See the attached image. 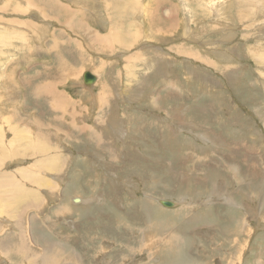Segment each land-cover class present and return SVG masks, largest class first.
I'll list each match as a JSON object with an SVG mask.
<instances>
[{"label": "rangeland", "instance_id": "rangeland-1", "mask_svg": "<svg viewBox=\"0 0 264 264\" xmlns=\"http://www.w3.org/2000/svg\"><path fill=\"white\" fill-rule=\"evenodd\" d=\"M58 1L61 6L53 19L54 12L49 13L44 0H0V179H8L0 180V245L6 231L17 235L13 225L17 221L27 236L24 241L36 255L30 258L35 259L33 264H41V257L55 247L60 250L58 256L75 258L58 264H264V58L261 64L256 61L258 46L264 45V8H260L264 0H254L242 15L237 0ZM113 1L117 6L122 3L121 8H114ZM155 5L159 13L147 17L145 7L153 10ZM64 6L76 9L72 18L79 22H100L97 34L104 37V43L108 47L116 44L112 51L126 52L117 56L116 62L134 61L136 56L138 64L123 65L132 85L129 93L142 84L143 70L168 77L173 69L179 75V96L189 100L195 93L197 132L206 130V134L198 141L180 133L183 151L177 152L170 129L140 128L141 119L133 126L136 129L130 128L131 137L124 147L121 138L116 146L107 145L114 150L115 160L104 163L111 166L98 167L92 156L108 157L107 151L83 144L79 126L86 123L87 139L104 140L93 128L97 126L90 125L94 120L92 89L99 83L89 90L81 76L97 60L100 66L110 64L102 58H111L107 56L113 53L90 54L96 51L90 28L66 25L71 14L61 17ZM115 9L123 11L119 17L125 16L126 23L119 22ZM134 18L142 21L135 30ZM57 19L70 27L62 29L64 35L55 31ZM66 35L68 50L78 46L80 57L93 62L88 66L78 57L75 60V68L86 67L78 78L85 90L76 82H65V67L70 68L66 47H62ZM35 69L46 71L47 78L64 90L68 109L78 107L80 115L66 112V100L62 101L59 121L65 127H60L50 112L36 118L39 122L33 119L38 110L29 102L27 90L38 83ZM69 77L70 73L66 79ZM186 85L194 92L189 93ZM102 90L112 96L105 85ZM44 140V155L52 148L54 155L66 161L59 173L43 172L40 169L45 167L32 164L39 158L37 146ZM29 171L35 180L26 178ZM158 199L176 204L165 207ZM12 208L19 213L13 214ZM49 213L53 219L41 218ZM16 243L11 241L12 248ZM98 250L103 253L95 254ZM7 252L0 249V255ZM16 260L24 262L20 257Z\"/></svg>", "mask_w": 264, "mask_h": 264}, {"label": "crops", "instance_id": "crops-1", "mask_svg": "<svg viewBox=\"0 0 264 264\" xmlns=\"http://www.w3.org/2000/svg\"><path fill=\"white\" fill-rule=\"evenodd\" d=\"M74 2H79V1H74ZM75 10L76 9H73L72 11H75ZM84 12H87V11H84ZM124 18L125 16L119 17V22L126 23L124 21ZM106 19H107V24L112 25V22L110 21V19L108 17H106ZM131 19H132V16H131ZM134 20H135L134 22V30H135V28L139 26L142 21L140 20V18H134ZM57 22L59 26L55 28V31L57 33H61V35H64L65 30H62V29L66 28V30L68 31L69 30L68 27H66L65 23L63 21H60L59 19H57ZM99 24L100 22L88 21L84 19L79 29L82 30L85 28H90V31H89L90 38H91L90 41H91L92 47L94 48V50H96L90 54L96 55V52L106 53V54L113 53L111 54V56H107L111 58H105V57L102 58L103 60H105L107 63H110V64L100 66L99 65L100 61L98 60L93 63L92 61H88L87 59L81 58L78 46H74L73 50H68V44H67V42H69L68 35H66V38H67L66 43L62 44V47H64V49L66 47L65 52H66V57L68 60L66 65L70 67V68L65 67L67 71V75H65V82L66 83L68 81L70 83L76 82L81 87V83H80V80H78V78L80 76L82 69L86 67L81 68V69L75 68V60H76V57H78L81 60L80 62L81 64L87 63V65L89 66V62L90 64L93 63V68L85 69L83 73L86 70H89L96 77L95 83L96 82L99 83L95 88L92 89L93 95H92L91 107L93 111L94 120L93 122L91 120L90 125L92 127L93 125L97 126L93 128L95 130H98L102 134L104 140L96 141L93 139H87L85 137L86 128L84 126V124L86 123L79 126L80 130L82 131V136H83L82 143L83 144L85 145L92 144L94 147L97 146L96 147L97 150L101 149V151L102 150L105 152L107 151L108 157L106 154L104 156L103 155H97L94 157L92 156L93 158L92 160H95L98 163L97 166L98 167L106 166L108 168L111 166L110 163H104V161H107V160L109 161L115 160L114 150H112V148L109 149L107 145L111 143L114 146H116V144H119V140H118L119 138L122 139V143L120 142L122 146L124 145V143L127 144L131 137L130 128L136 129L133 126L135 124H139L137 123V121L141 119H144V121L141 124H139L140 128L144 129L147 127H152V128L156 127V128H159L160 130H164L167 127L168 129H170L172 146L174 150L177 152L183 151V149H181V145L179 141L180 133H185L187 138H190L189 135H191L192 137L196 138L199 141L201 136L206 134V130H204L203 133L197 132V125L195 122V119H196L195 112H196V104H198V100L195 99V93H194L193 99H189V100H186V98L179 96V94H181L179 93V90L181 88L179 75L177 76V73L174 74L173 69L169 71L168 77L164 73L163 74L155 73V72L146 73V71L143 70L140 74V78L145 77L142 82L144 86H141L142 85L141 84L140 86L131 90L129 93L130 87L132 85H131V82L127 79V73L124 72L123 65L124 64L130 65V64H135V63L138 64L136 56L134 57V61L126 62L122 60L121 61L122 63L116 62V59L120 58L122 54H126V52L124 53L123 51H117V52L112 51L111 48H114L116 44L114 47L110 44V47H108L107 44L104 42L103 43L98 42L97 44L94 43L93 37L97 33V31H99L98 29ZM72 27L73 26H71V28ZM101 33L104 34V29H101ZM63 38L64 37H62V39ZM131 45H132V42L130 46ZM103 48H109V49H103ZM119 49L122 50V47H120ZM159 50H158L159 55H162L163 51H159ZM148 53L146 55H148ZM117 56H120V57H117ZM111 61H115V62L111 63ZM120 63H121V66H119ZM147 63L148 61H146V58H145L144 64L147 65ZM65 69L62 70L63 72L60 71L61 75L64 74ZM35 72H37L36 77L38 78V83L37 85H35L34 88L32 86L29 87V90H27V94L29 95V102L33 104L35 111L38 110V114H36L34 118L33 117L31 118L37 120L36 118H41L42 115L43 117H47L48 113L50 112L52 115L51 118L58 121L57 123L59 124L60 127H65L63 122L59 121V119L63 117L60 113L61 106H63V104L60 102L66 100V109H65L66 112L68 111L72 113L76 112L77 115H80L78 113V107H75L73 109L71 108L68 109V106H67L68 99L64 94V90L59 89V87L56 86V84L51 79L47 78L48 74L46 71H42L41 69H35ZM68 73H70V77L67 80L66 77L68 76ZM155 75L157 76L155 77ZM162 78H163V81H161ZM103 85H105L108 88V90L112 93V96H110L109 92L102 90ZM186 88L189 93H191L193 90L190 85H186ZM81 89L83 88L81 87ZM89 90H91V88ZM42 107H43V110H42ZM47 110L49 111L47 112ZM94 111H95V114H94ZM112 115H116L117 119L113 120ZM43 124L44 126H46L45 123ZM204 128H206V125H204ZM209 128L210 127L208 126L207 134H210ZM71 131L75 133V131L73 130ZM77 141H79V137H77L76 142ZM193 144L194 142H192V145ZM192 149L194 150V146L192 147ZM112 155L114 156V158H112ZM125 155L127 154L125 153ZM128 158L130 157H126V159ZM180 164L181 162L179 161L178 165ZM41 218L53 219L54 215L49 213L47 215H43ZM24 237L25 236L19 237V233H17V235L15 236L12 233L6 231L4 235L1 236L2 238L1 242L5 243V247H7L8 244L10 245L11 241L18 242L17 243L18 245L19 241L20 242L22 240L24 241L23 239ZM9 249L4 250V247H2L1 249L2 251H9V252H7L6 255H0L1 264L20 263V261L16 259L17 257L22 258L24 254L21 251L16 252L17 250L15 248L11 247ZM30 250H32L31 247H30ZM34 260L35 259H33V261L31 262L34 263Z\"/></svg>", "mask_w": 264, "mask_h": 264}, {"label": "bare ground", "instance_id": "bare-ground-1", "mask_svg": "<svg viewBox=\"0 0 264 264\" xmlns=\"http://www.w3.org/2000/svg\"><path fill=\"white\" fill-rule=\"evenodd\" d=\"M71 1V0H70ZM74 1V0H73ZM254 0H243V1H241V2H239L238 0L236 1L237 2V11H238V13H239V15L241 14L242 15V10L245 12L246 10H247V6L248 5H251V3L253 2ZM44 2L48 5L47 7H48V9H49V13H51V12H54V14H53V16H51V18H55L57 15H55L56 13H55V11L57 10V6L60 4L59 3V1L58 0H44ZM79 2H81V1H79ZM114 2V8H121V5H122V3H121V5H119V6H117V4L115 3V1H113ZM157 2V1H156ZM133 3V2H132ZM258 3H259V1H258ZM124 5H125V3H123ZM256 5V4H255ZM261 5V4H260ZM59 6H61V5H59ZM143 6V5H142ZM253 7H254V5H252ZM1 7H3V6H1ZM249 7H251V6H249ZM256 7V6H255ZM71 8V7H70ZM70 8H67V7H65L64 6V8L63 9H65V11H63V10H61L60 11V15H61V17H62V15L63 16H65L66 17V15H67V17L69 16V13L71 14L69 17L70 18H68V19H65V21H66V25L68 24L70 27L71 26H80L81 24H82V22H79V20L78 19H73L72 18V16H74V14H75V12L77 13V11H72V10H70ZM146 8V10H145V13L147 12V14H145V15H147V17L148 16H150L151 15V17H153V15H154V13L155 12H157V13H159L158 11H157V9H156V5H155V8L154 7H151L153 10H150V9H148L147 10V7H145ZM260 8H264V4H262L261 5V7ZM116 10V15L117 14H119V15H117L118 17L119 16H121V14L123 13V11L121 10V9H115ZM134 12V11H133ZM250 12V11H249ZM252 12V11H251ZM156 13V14H157ZM252 13H254V12H252ZM93 14V13H92ZM138 14H140V15H142V14H144L143 12H139ZM149 14V15H148ZM77 15V14H76ZM131 15V14H130ZM164 15L166 16V17H168V14L166 13V12H164ZM99 16V15H98ZM74 17H76V16H74ZM243 17V16H242ZM255 17V16H254ZM53 18V19H54ZM245 18V17H244ZM256 18V17H255ZM44 19V18H43ZM240 20V19H239ZM30 21V20H29ZM241 22V21H240ZM30 23V22H29ZM131 24V23H130ZM21 25H23V22H21V24H20V26ZM68 26V27H69ZM83 26V25H82ZM69 27V28H70ZM119 27V26H118ZM150 27H151V25H150ZM87 31V30H86ZM7 32V31H6ZM2 33V32H1ZM114 33V32H113ZM5 34H7V33H4V36H5ZM4 36H3V38H4ZM89 36V35H88ZM95 41H97V42H99V43H103L104 41H105V39L102 37V36H100L99 34H95L94 35V38H93ZM3 40V39H2ZM9 40V39H8ZM94 42V41H93ZM260 46H258V47H260V49H259V54H258V58H257V62H259L260 64L263 62V60H262V58H264V45L262 44H259ZM187 51H188V48L186 49ZM254 51H257L256 49H253ZM190 51V50H189ZM253 52V51H252ZM194 53V55H196L197 54V52H193ZM81 55V54H80ZM255 57V56H254ZM206 59V58H205ZM212 64V63H211ZM129 71H131V70H129ZM83 74V73H82ZM81 78H82V76H81ZM82 84H83V80H82ZM84 86V85H83ZM84 87H89V89H90V87H93V85H91V86H84ZM43 89V88H42ZM47 89V88H46ZM44 91V90H43ZM50 92H51V90H50ZM47 93V92H46ZM45 93V94H46ZM53 93V92H52ZM50 97V96H49ZM55 102V101H54ZM60 103H62V102H60ZM54 105H56V104H54ZM61 106V105H60ZM71 114V113H70ZM12 117V116H11ZM58 119V118H57ZM35 120V119H34ZM31 121V120H30ZM36 122H39V121H37L36 120ZM39 124V123H38ZM41 124V123H40ZM25 125V124H24ZM26 126V125H25ZM34 126V125H33ZM38 126V125H37ZM41 126H42V124H41ZM1 127V126H0ZM15 127V126H14ZM19 127V126H18ZM17 127V128H18ZM27 127V126H26ZM36 127V126H35ZM34 127V128H35ZM43 127V126H42ZM55 127V126H54ZM77 127V126H76ZM9 128H12L11 126H9ZM23 128V127H22ZM28 128H30V127H28ZM40 128V127H39ZM80 128V127H79ZM18 129H21V128H18ZM17 129V130H18ZM27 129V128H26ZM31 129V128H30ZM91 129V128H90ZM13 131H14V128L12 129ZM16 130V129H15ZM16 130V131H17ZM25 130V129H24ZM30 131V130H29ZM29 131H27V134L29 133L30 134V132ZM40 131V130H39ZM42 131V130H41ZM92 131V130H91ZM35 132L37 133V134H41V132H38V130L36 131L35 130ZM58 132V131H57ZM24 133V132H23ZM44 133V132H43ZM43 133L41 134L42 136H44L43 135ZM45 134V133H44ZM90 134V133H89ZM16 135V134H15ZM18 135V134H17ZM40 135V136H41ZM96 135V134H95ZM28 136V135H27ZM46 136H47V133H46ZM90 136V135H89ZM99 136V135H98ZM22 137V136H21ZM18 138V137H17ZM98 138V137H97ZM96 138V139H97ZM12 139H14V138H12ZM21 139V138H20ZM1 140V139H0ZM41 140V139H40ZM3 141H1V143H2ZM33 144H34V142H33ZM18 145H19V143H18ZM29 146V145H28ZM49 146V145H48ZM38 148H39V152L41 153L40 154V156H39V158H36L35 159V161L32 163L33 164V166H36V165H39L38 167L39 168H41V167H45V170H43L42 168L40 169V171H43V172H48V171H57L58 173H59V171H61L62 170V167H63V163H64V161H65V159L63 158V162L60 160V155H54V151H53V149L51 148V152H49V154L48 153H46V155H44V151H45V149H46V147H45V140H44V143L42 144V145H40V146H37ZM2 149V148H1ZM6 149H7V147H6ZM42 149V150H41ZM4 150V149H3ZM7 151V150H6ZM37 151V150H36ZM56 151H58V150H56ZM4 152H5V150H4ZM17 152V151H16ZM6 153V152H5ZM7 154V153H6ZM14 154V156H15V153H13ZM17 154V153H16ZM35 154H37V153H34V155ZM19 155V154H18ZM17 155V156H18ZM10 156V155H9ZM20 156H22V155H20ZM32 157V156H31ZM40 159H42V161H38V160H40ZM3 160V159H2ZM38 161V162H37ZM62 162L61 164H59V162ZM15 162V161H14ZM20 162V161H19ZM20 168H18V170H19ZM35 169H37V168H35ZM25 170V169H24ZM23 170V171H24ZM28 170H29V168H27V172H28ZM2 171V170H1ZM20 172H21V170H20ZM25 172V171H24ZM23 172V173H24ZM27 172L26 173H24V174H27ZM31 171H29V173H30ZM29 173H28V176L26 177L27 179H29V180H35V175L33 174H31L30 173V175H32V176H30L29 175ZM24 174H22V177H23V175ZM37 174H39V173H37ZM54 174V173H53ZM58 175V174H57ZM25 176V175H24ZM234 176V175H233ZM9 177V176H8ZM30 177H31V179H30ZM38 177V176H37ZM37 177H36V179H37ZM40 177V176H39ZM1 178V177H0ZM24 178V177H23ZM39 179V178H38ZM2 182H5V181H7L6 179H5V181H3V178L2 179H0ZM13 180V179H12ZM48 179H44L43 181H47ZM0 181V182H1ZM28 182V181H27ZM31 182H35V181H31ZM47 182H50V181H47ZM36 183V182H35ZM38 183H39V181H38ZM52 183V182H51ZM1 184V183H0ZM15 184V183H14ZM8 185V184H7ZM6 185V186H7ZM13 185V184H12ZM18 185V184H17ZM35 185H37V184H35ZM9 187V186H8ZM18 187V186H17ZM16 186H15V188L14 189H16L17 188ZM45 187V186H44ZM20 189V188H19ZM23 189V188H22ZM25 189V188H24ZM35 189V188H34ZM27 190V189H26ZM30 190H31V187H30ZM36 190H38V189H36ZM9 191V190H8ZM14 191V190H13ZM12 191V192H13ZM32 191V190H31ZM49 191V190H48ZM10 192V191H9ZM9 192H7L6 194H8ZM23 192V191H22ZM21 192V193H22ZM25 192V191H24ZM27 192V191H26ZM11 193V192H10ZM16 193H17V191H16ZM19 193V192H18ZM25 193H23V195L22 196H25L24 195ZM27 194V193H26ZM31 194H32V192H31ZM36 194H37V192H36ZM50 193H48V195H49ZM3 195V194H2ZM9 195V194H8ZM28 195H29V193H28ZM51 195V194H50ZM12 196V195H11ZM37 196V195H36ZM3 197H4V195H3ZM13 197V196H12ZM26 197V196H25ZM27 199H29L28 198V196L26 197ZM25 198V199H26ZM39 198V197H38ZM78 199V198H77ZM10 200V199H9ZM8 200V201H9ZM19 200H20V198H19ZM75 200V199H74ZM163 199H158V203L160 204V205H162L161 204V201H162ZM11 201V200H10ZM9 201V202H10ZM14 201V200H13ZM5 202V201H4ZM15 202H17V201H15ZM6 203V202H5ZM189 203V202H188ZM1 204V203H0ZM13 204V203H12ZM28 204V203H27ZM66 204V203H65ZM176 203L174 202V205H175ZM3 205V204H2ZM1 205V206H2ZM4 205H6V204H4ZM8 205V204H7ZM173 205V206H174ZM23 206H25V205H23ZM27 206V205H26ZM25 206V207H26ZM63 206H65V205H63ZM173 206H171V207H173ZM6 207V206H5ZM11 207V206H10ZM18 207H22V203L18 206ZM3 208V207H2ZM7 208H8V206H7ZM86 208V207H85ZM11 209V208H10ZM13 209V208H12ZM62 209V208H61ZM14 210V209H13ZM66 210V209H65ZM14 211H16V210H14ZM67 211V210H66ZM6 212V211H5ZM8 212V211H7ZM58 212V211H57ZM88 212V211H87ZM9 213V212H8ZM19 213V209L16 211V212H13V214H15V215H17ZM67 213V212H66ZM83 213V212H82ZM12 214V213H11ZM56 214V213H55ZM81 214V213H80ZM79 214V215H80ZM90 214V213H89ZM95 214V213H94ZM1 215V214H0ZM5 215H6V213H5ZM8 215V214H7ZM14 215V216H15ZM11 216V215H10ZM10 216H9V218H10ZM14 216H12V218L14 217ZM73 216V215H72ZM2 217V216H1ZM11 218V219H12ZM35 218V217H34ZM94 218V217H93ZM1 219V218H0ZM90 219V218H89ZM13 220H14V218H13ZM88 220V219H87ZM3 221V220H2ZM7 221V224L9 223V221L8 220H6ZM30 221V220H29ZM64 221H65V219H64ZM66 222V221H65ZM6 223V222H5ZM40 223H42V222H40ZM10 224H11V222H10ZM45 224V223H44ZM13 225L17 228V230H18V233H19V237H23V232L21 231V228H20V226H19V222H17V221H15V222H13ZM13 226V227H14ZM31 226V225H30ZM40 226V225H39ZM50 227H51V225H50ZM77 228V227H76ZM78 230H79V228H77ZM54 231H55V229H54ZM25 232V231H24ZM34 232V231H33ZM39 232V231H38ZM43 233V232H42ZM51 233V232H50ZM58 233V232H57ZM26 234H27V232H26ZM30 234V233H29ZM35 234V233H34ZM7 235V234H6ZM32 235H33V233H32ZM42 235H44V234H42ZM63 236H65V235H63ZM9 237V236H8ZM27 237V236H26ZM25 237V238H26ZM30 238V237H29ZM41 238V237H40ZM59 238V237H58ZM21 240V239H20ZM25 240V239H24ZM47 241L48 242H50V239L49 238H47ZM57 240H55V242H56ZM61 241V240H60ZM64 241V240H63ZM53 242H54V240H53ZM2 244L0 245L1 247H4V250L5 249H9V248H11V247H9V248H7V247H5V243L4 242H1ZM52 243V242H51ZM17 244V243H16ZM48 244V243H47ZM33 245V244H32ZM95 245V244H94ZM8 246H9V244H8ZM48 246V245H47ZM46 246V247H47ZM63 246V245H62ZM106 246V245H105ZM0 247V249H2ZM30 245L27 243V242H24L23 240L20 242L19 241V244L15 247V249L17 250L16 252H19V251H21L23 254H24V256L21 258V259H23L24 260V262H22L21 264H33V262H31L30 261V258L32 257V256H36L35 255V253L32 251V250H30ZM64 248V247H63ZM43 249V248H42ZM45 249V248H44ZM62 249V248H61ZM110 248L108 247V250H109ZM136 249V248H135ZM10 250V249H9ZM12 251V250H11ZM31 251V252H30ZM59 251L60 250H58V248H53V249H49V251L47 252V253H45L42 257H41V264H58V263H60V262H64V263H70V262H74V259L75 258H73V256H58L59 255ZM38 252V251H37ZM43 252V251H42ZM96 252V251H95ZM140 252H141V250H140ZM38 253H40V252H38ZM69 253V252H68ZM78 253V252H77ZM102 254L103 252H102V250H98L95 254ZM67 254V253H66ZM37 255H39V254H37ZM42 255V254H41ZM18 256V255H17ZM21 256V255H20ZM36 258V257H35ZM39 259V258H38ZM40 260V259H39ZM14 262V261H13ZM127 262V261H126ZM77 263V262H76ZM0 264H1V262H0ZM18 264V263H17ZM74 264V263H73Z\"/></svg>", "mask_w": 264, "mask_h": 264}, {"label": "water", "instance_id": "water-1", "mask_svg": "<svg viewBox=\"0 0 264 264\" xmlns=\"http://www.w3.org/2000/svg\"><path fill=\"white\" fill-rule=\"evenodd\" d=\"M82 80L84 86H91L95 83L96 77L89 70H86L82 75ZM161 204L165 207H171L174 205V201L163 199Z\"/></svg>", "mask_w": 264, "mask_h": 264}]
</instances>
